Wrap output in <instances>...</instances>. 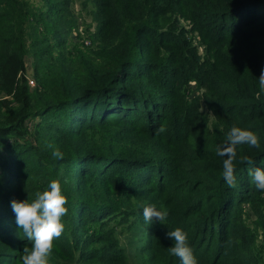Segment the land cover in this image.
I'll return each mask as SVG.
<instances>
[{"label": "trees", "instance_id": "1", "mask_svg": "<svg viewBox=\"0 0 264 264\" xmlns=\"http://www.w3.org/2000/svg\"><path fill=\"white\" fill-rule=\"evenodd\" d=\"M74 2L0 0V264H22L31 245L11 201L52 180L69 213L49 264H180L166 236L177 227L198 264H264V232L247 217L264 228V191L248 175L264 151L238 149L235 188L214 151L233 125L264 149V0H83L90 34ZM69 36L81 44L71 49ZM192 80L207 113L187 92ZM150 205L167 209L164 223H145Z\"/></svg>", "mask_w": 264, "mask_h": 264}, {"label": "clouds", "instance_id": "2", "mask_svg": "<svg viewBox=\"0 0 264 264\" xmlns=\"http://www.w3.org/2000/svg\"><path fill=\"white\" fill-rule=\"evenodd\" d=\"M258 82L260 93H264V68L261 69ZM164 131L163 127L159 129L161 133ZM244 145L264 151L261 149L257 132L233 125L226 133L224 142L217 144L214 149L218 157H226L222 162V176L232 188L237 186L238 149ZM52 157L57 160L63 159V153L59 149H54ZM239 162L255 164V161L247 156L240 157ZM248 175L256 189L264 191V168L250 167ZM68 203V196L63 192L59 180H52L45 190L36 192L34 199L11 201L18 230L22 232L23 238L31 241L30 246L26 244L23 248L22 264H49L56 247L54 240L59 239L67 229V223L63 218L69 213ZM167 216L168 211L163 206L158 209L156 205H150L143 209L146 224H151L154 220L164 223ZM166 236L174 241L169 252L179 258L180 264H198L185 230L177 227L168 231Z\"/></svg>", "mask_w": 264, "mask_h": 264}, {"label": "rangeland", "instance_id": "3", "mask_svg": "<svg viewBox=\"0 0 264 264\" xmlns=\"http://www.w3.org/2000/svg\"><path fill=\"white\" fill-rule=\"evenodd\" d=\"M28 1L30 2L31 6L34 7L35 9L43 8V0H28ZM82 2L83 0H75V2L73 3V11L75 13V17L79 20L80 30H85L88 34H90L91 32L95 31V28H96V23L93 21V14L91 13V9L93 7L91 4H88L85 7L83 6ZM72 17L75 18L74 15ZM186 25L189 30L190 24L186 23ZM73 34L74 32L71 34V37ZM188 34H189L190 41L193 44H196L199 53L203 55L205 52V49H204V46L201 45L198 35L196 33H193L192 31L188 32ZM75 36H77V34L74 35V38H76ZM71 37L69 36V39H68V44L70 45L71 49H73V45L81 44V43H74L71 40ZM25 75L27 76L29 80V84L31 86H35L37 83V80L34 76L33 61H30V59H28V62L26 64ZM187 92H189L190 98H197L199 100L201 109L207 113L208 109L206 108L205 102L202 98L204 95V90L201 87H199V85L196 84L194 80L190 81L187 84ZM209 117L210 119L213 118L211 114ZM247 212H248L247 214L248 220L252 222L253 228H258L259 230L258 233L260 234V238H262L264 228L260 222V219L249 208H247ZM261 242H264V240H261ZM131 264H135V263H131Z\"/></svg>", "mask_w": 264, "mask_h": 264}, {"label": "built area", "instance_id": "4", "mask_svg": "<svg viewBox=\"0 0 264 264\" xmlns=\"http://www.w3.org/2000/svg\"><path fill=\"white\" fill-rule=\"evenodd\" d=\"M30 82H32V81H30Z\"/></svg>", "mask_w": 264, "mask_h": 264}]
</instances>
